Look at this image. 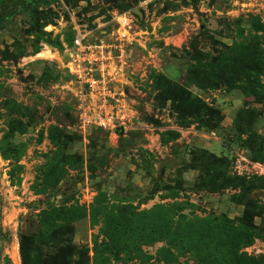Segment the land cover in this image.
<instances>
[{"label": "rangeland", "instance_id": "1", "mask_svg": "<svg viewBox=\"0 0 264 264\" xmlns=\"http://www.w3.org/2000/svg\"><path fill=\"white\" fill-rule=\"evenodd\" d=\"M146 258L264 264V0H58L0 27V264Z\"/></svg>", "mask_w": 264, "mask_h": 264}, {"label": "trees", "instance_id": "2", "mask_svg": "<svg viewBox=\"0 0 264 264\" xmlns=\"http://www.w3.org/2000/svg\"><path fill=\"white\" fill-rule=\"evenodd\" d=\"M58 2V0H0V9L2 6H5L3 13H0V27L3 23L12 20L18 15L29 13V14H36L39 9L48 8L52 4ZM120 241L113 240L111 245L113 247V252L116 254L118 250L121 248L119 245ZM106 246V243H105ZM118 246L120 248H118ZM123 247V246H122ZM101 248V245H98L96 248L97 251ZM171 256V255H170ZM127 264V263H124ZM148 264L147 258L146 263Z\"/></svg>", "mask_w": 264, "mask_h": 264}, {"label": "built area", "instance_id": "3", "mask_svg": "<svg viewBox=\"0 0 264 264\" xmlns=\"http://www.w3.org/2000/svg\"><path fill=\"white\" fill-rule=\"evenodd\" d=\"M122 20V25L123 26H128V23H127V21H126V19H121ZM76 45H77V47H78V50L81 52V53H83L82 51H84V49H85V46H83V45H81L80 43H78V41H76ZM79 72H81V71H78V76H82L81 74L82 73H79ZM97 84V81H95V80H90V88H92V85H96Z\"/></svg>", "mask_w": 264, "mask_h": 264}, {"label": "water", "instance_id": "4", "mask_svg": "<svg viewBox=\"0 0 264 264\" xmlns=\"http://www.w3.org/2000/svg\"><path fill=\"white\" fill-rule=\"evenodd\" d=\"M140 14V13H139ZM120 131H121V133L123 132V130L120 128Z\"/></svg>", "mask_w": 264, "mask_h": 264}]
</instances>
